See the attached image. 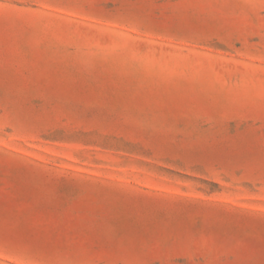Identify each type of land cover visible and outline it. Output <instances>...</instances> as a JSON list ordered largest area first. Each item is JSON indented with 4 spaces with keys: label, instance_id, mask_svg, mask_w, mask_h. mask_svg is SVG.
I'll list each match as a JSON object with an SVG mask.
<instances>
[{
    "label": "rangeland",
    "instance_id": "1",
    "mask_svg": "<svg viewBox=\"0 0 264 264\" xmlns=\"http://www.w3.org/2000/svg\"><path fill=\"white\" fill-rule=\"evenodd\" d=\"M0 264H264V0H0Z\"/></svg>",
    "mask_w": 264,
    "mask_h": 264
}]
</instances>
